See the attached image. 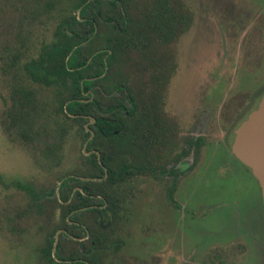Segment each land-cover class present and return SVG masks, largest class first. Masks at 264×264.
Wrapping results in <instances>:
<instances>
[{"label":"rangeland","instance_id":"374dc122","mask_svg":"<svg viewBox=\"0 0 264 264\" xmlns=\"http://www.w3.org/2000/svg\"><path fill=\"white\" fill-rule=\"evenodd\" d=\"M34 3L0 0V264H48L41 248L50 242L56 251L65 225L62 198L77 184L67 178L89 171L81 126L94 136L93 120L71 122L58 114L55 123L52 93L31 82L33 123L22 132L12 121L11 101L25 83L7 68L10 51L19 44L20 64L27 61L51 39L55 23L37 14ZM172 4L179 11L170 24L149 30L101 81L106 89L120 77L130 94L125 133L132 145L125 159L135 169L105 187L114 205L99 216L101 264H264L259 187L229 151L233 128L264 88V0ZM129 14L143 18L135 3ZM98 99L102 105L112 100ZM70 216L90 221L82 212Z\"/></svg>","mask_w":264,"mask_h":264},{"label":"trees","instance_id":"16d2710c","mask_svg":"<svg viewBox=\"0 0 264 264\" xmlns=\"http://www.w3.org/2000/svg\"><path fill=\"white\" fill-rule=\"evenodd\" d=\"M132 3H135L143 18L131 20L129 7ZM34 5L37 14L45 12L54 18L55 23L51 39L47 43L41 42L37 54L27 61L20 64L19 44L10 51L7 68L13 78L20 73L25 83L24 86L18 84L15 100L11 101L16 112L11 115L12 121L20 123L22 132L33 123L30 113L35 112L37 101L27 89L29 82L52 93L55 123L58 114L71 122H80L86 114L92 116L94 122L89 126L94 136L89 138V132L81 126L85 132L84 149L88 152L83 157L89 171L81 175L85 180L80 181L74 176L67 179L74 180L82 190H97L102 202H109L107 208L102 209L106 213L114 205L113 196L105 190L106 185L123 181L135 172L125 159L132 145L131 134L125 133V126L133 104L120 77L111 76L112 86L106 89L101 87V81L109 76L108 69L120 61V55L123 56L128 49H138L149 30L168 26L172 17L177 16L178 9L172 0H35ZM179 15L185 16L183 12ZM101 33L104 35L103 42L98 46ZM150 55L155 60L153 51ZM118 91L122 92L121 97L113 98ZM100 94L112 100L102 105L98 99ZM124 101L128 107H125ZM99 139L104 141L105 148L111 147L112 151L104 150V145L100 147ZM15 185L27 189L25 185ZM75 194L79 195L80 192L76 191ZM168 195L171 198L170 193ZM73 203L70 208L85 205ZM50 247L51 243L47 242L41 252L48 255Z\"/></svg>","mask_w":264,"mask_h":264},{"label":"flooded vegetation","instance_id":"af4514ba","mask_svg":"<svg viewBox=\"0 0 264 264\" xmlns=\"http://www.w3.org/2000/svg\"><path fill=\"white\" fill-rule=\"evenodd\" d=\"M132 109L129 112L130 114ZM83 117L88 120L92 116L86 114ZM92 120L94 122L93 117ZM78 180L82 181L85 179L79 176ZM76 191H79L80 194L76 195ZM96 192L95 190L93 192L88 189L82 190L78 184L73 185L70 191L66 192V197L62 200L67 210L64 218L65 225L59 230L62 237L58 244L56 241V251L54 253L51 252L52 247H50V253L47 255L48 264H101L104 238L100 234L103 226L99 216L105 203L102 202L100 194ZM70 200L74 203H85V205L70 208ZM76 212L84 213L83 217H88L90 221L85 222L73 219L70 215ZM91 223L97 227L92 226ZM73 229H77L80 232L73 231Z\"/></svg>","mask_w":264,"mask_h":264},{"label":"water","instance_id":"95a60500","mask_svg":"<svg viewBox=\"0 0 264 264\" xmlns=\"http://www.w3.org/2000/svg\"><path fill=\"white\" fill-rule=\"evenodd\" d=\"M229 151L256 180L264 208V88L256 106L233 128Z\"/></svg>","mask_w":264,"mask_h":264}]
</instances>
